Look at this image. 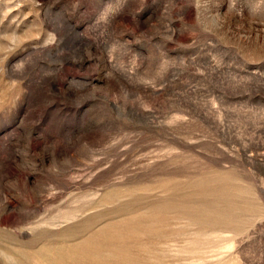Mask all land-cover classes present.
Listing matches in <instances>:
<instances>
[{"label": "rangeland", "instance_id": "1", "mask_svg": "<svg viewBox=\"0 0 264 264\" xmlns=\"http://www.w3.org/2000/svg\"><path fill=\"white\" fill-rule=\"evenodd\" d=\"M0 264H264V0H0Z\"/></svg>", "mask_w": 264, "mask_h": 264}]
</instances>
